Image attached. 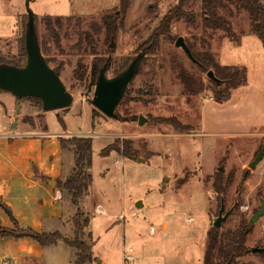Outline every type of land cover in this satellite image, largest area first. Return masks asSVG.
<instances>
[{
	"label": "rangeland",
	"instance_id": "rangeland-1",
	"mask_svg": "<svg viewBox=\"0 0 264 264\" xmlns=\"http://www.w3.org/2000/svg\"><path fill=\"white\" fill-rule=\"evenodd\" d=\"M181 1L132 0L112 40L103 17L117 12L120 0H78L73 12L72 0H2L5 34H11L9 11L16 17V29L0 37V58L19 56L28 14L37 15L45 56L52 67L61 70L74 95L68 110L47 111L49 126L65 128L62 116L70 131L83 134L68 139L93 137L92 179L79 207L67 196V222L61 233L75 238L72 226L79 210L90 218L81 239L94 243V261L86 264H99L100 260L128 264L124 253L130 248L134 249L132 264H204L209 233L223 198L226 211L234 210L223 222L222 232L235 230L243 219L249 221L261 209L264 159L256 169L250 168L264 149V58L256 54L261 41L249 38L255 45L248 61L252 63L253 91L242 94L240 89L233 90L232 98L220 104L215 100L218 85L208 77L209 69L177 47V39L183 36L189 47L209 51L223 65L240 66L247 60L228 32L204 28L202 0H183L184 10L196 13V19H174L162 34L163 19ZM223 1L225 7L219 14L230 22L239 40L252 34L248 11L237 0ZM44 16L53 17L55 30H49ZM56 17H61L62 26L56 24ZM155 35L159 44L147 51L117 109L118 118L107 117L92 103L96 89L90 81L93 61L96 56L110 58L107 74L113 77L147 50ZM24 101L45 113L41 100ZM141 115L146 118L144 125L139 123ZM170 118L183 128L174 126ZM36 121L45 123L43 115ZM258 130L263 136L257 135ZM107 146L113 151L104 155ZM223 166L224 172L220 170ZM220 179L225 194L214 187ZM139 200L144 204L141 208ZM246 245L250 254L234 264H264V251H252L253 247L264 248V215L255 223ZM55 251L48 252L47 264H75L76 248L64 244Z\"/></svg>",
	"mask_w": 264,
	"mask_h": 264
},
{
	"label": "crops",
	"instance_id": "crops-1",
	"mask_svg": "<svg viewBox=\"0 0 264 264\" xmlns=\"http://www.w3.org/2000/svg\"><path fill=\"white\" fill-rule=\"evenodd\" d=\"M75 2L78 0L71 2L72 12L77 4ZM9 13V18L12 20L10 27L12 34L16 29V17L13 11ZM3 17L2 0H0V37L11 35L5 34ZM246 35L245 39L241 38L238 44L247 60L241 66L248 68V85L239 88L242 94L250 93L254 89L251 78L252 63L248 61L254 53L250 49H255V45L249 38H259L253 33ZM261 45L262 48L257 50L256 54L264 58L262 41ZM257 48L259 45H256ZM236 91L237 89L234 90ZM8 93L0 91V201L12 210L21 227L39 233L64 234L67 222L66 198L59 184L65 182L71 175L76 158L72 149L62 145V139L83 134L73 133L67 125L59 130L51 129L47 121V111L43 109L45 113H41L42 111L31 101L21 100L11 93L9 94L13 97L9 96ZM41 115H43L44 124L36 121ZM28 116L31 119L27 118ZM261 131L258 130L257 135L263 136ZM14 220H11L10 215L0 204L2 224L12 228ZM72 229L74 231V225ZM64 244L66 243L59 242L42 246L30 237L18 239L12 236L0 237V264H47L48 252L51 253L53 250L56 252L55 250ZM99 264L104 263L100 260Z\"/></svg>",
	"mask_w": 264,
	"mask_h": 264
},
{
	"label": "trees",
	"instance_id": "trees-1",
	"mask_svg": "<svg viewBox=\"0 0 264 264\" xmlns=\"http://www.w3.org/2000/svg\"><path fill=\"white\" fill-rule=\"evenodd\" d=\"M237 1L240 3L241 8L248 11L253 23L252 33L260 38L264 46V0ZM131 5L132 0H120L117 12L112 15H106L103 17V22L106 27L108 37H111L112 40H114L116 37L119 19L128 14ZM222 7H225V3L223 0H202L201 13L203 17V26L205 29L211 28L215 30H225L226 32H228L231 39L240 44L241 39L239 40L236 33L232 31L230 22L227 21L224 16L219 14V10ZM177 18H185L194 21L196 19V13H189L185 11L184 2L182 0L178 7H176L165 16L162 21L161 27L159 28L160 32L162 34L167 33L166 29H169L172 25L173 20ZM42 19L46 23L50 31L54 29L53 23L55 25V22H53L52 16H44ZM26 21L28 27L29 14ZM38 21L39 17L35 15V25L38 33V38L40 41L42 52L45 56L47 49L45 45L42 44L39 36ZM56 24L58 26H62L61 17H56ZM27 27L24 31L25 35H23V38L19 40V56L10 59L0 58V65L6 64L16 67H24L26 65L28 57L26 46ZM158 38L159 37L157 35L151 38L148 46V52L153 51L158 46ZM89 40L90 42L92 41L91 36L89 37ZM190 48L195 58L194 61L199 62L205 69L214 70L216 76L221 80V84L217 83L218 86L215 90L216 102L223 104L229 101L232 98L233 90L248 85V68L246 66L223 65L219 61H217L209 51L197 52L195 45L190 46ZM45 57L50 63L49 58L47 56ZM107 61L110 62V58L107 59L106 57L101 56H96L95 60L93 61L90 74V81L93 85L97 83V78L100 74V71L107 63ZM127 66L124 65L121 71H123ZM53 68L61 75V70H59V68ZM0 90L5 91L1 88ZM29 98L33 97L21 98V100ZM40 102L42 103V100ZM68 108H65L64 110H68ZM59 116H61V113ZM60 120L63 121L64 126H66L62 116L60 117ZM168 121H170L174 126L179 127V129L183 128V126L175 118H170L168 119ZM62 145L66 148L72 149L75 152L76 160L73 172L65 182H60L59 188L61 189L65 198H67L68 196L72 204L76 207H79L80 200L85 194L88 184L92 179L91 166L93 162V137H74L72 139H62ZM112 151L113 148L111 146H107L105 149H103L102 154L109 155ZM129 154L130 153L126 152L125 156L130 157ZM230 183L231 181L228 180L226 185L229 186ZM214 187L219 194H225L226 187L222 186L221 179L219 182H215ZM0 204L3 207L7 206L3 202L1 203V201ZM74 221V239L63 236L60 232L39 233L32 229L23 228L20 226L16 219L13 221L12 228L5 227L0 221V237L12 236L17 239L22 237H30L39 242L42 246H50L58 244L59 242H64L76 248L77 259L75 261V264H86L87 262H92L94 261V243L88 244L86 241L81 239L85 228L90 222V218L79 210L75 215ZM254 227L255 223L251 222L250 220L247 221L246 219H243L241 221V224L232 231L222 232V228H212L209 233V241L205 252L204 264H234L238 258L250 254V249L246 245V241L247 237L254 230Z\"/></svg>",
	"mask_w": 264,
	"mask_h": 264
},
{
	"label": "water",
	"instance_id": "water-1",
	"mask_svg": "<svg viewBox=\"0 0 264 264\" xmlns=\"http://www.w3.org/2000/svg\"><path fill=\"white\" fill-rule=\"evenodd\" d=\"M26 36L28 53L26 65L24 67L6 64L0 65V88L10 92L19 99L27 97L41 99L45 111H56L70 107L74 102V95L67 88L61 75L50 65L44 56L35 25V14L31 11L29 12ZM112 45H115V43L113 42ZM176 46L184 49L192 60L195 59L191 48L183 36L177 39ZM147 51L148 49L142 51L123 71L113 77H109L107 74L109 61L101 69L97 78L92 103L107 117L118 118L117 109L122 102L128 86L140 71ZM207 75L216 83L221 84V80L216 76L214 70H209ZM145 122L146 118L141 115L139 120L140 125H144ZM263 159L264 149L250 163V168L256 169ZM220 170L224 172L225 167H221ZM137 206L139 208L143 207V201L139 200ZM4 209L10 215L11 220H14L15 216L12 210L7 206ZM233 210L234 207L226 211V204L223 198L219 215L213 220L214 228H222L223 222L228 219ZM263 215L264 200L260 211L255 213L250 220L253 223H257ZM252 251L263 252L264 248L253 247Z\"/></svg>",
	"mask_w": 264,
	"mask_h": 264
},
{
	"label": "built area",
	"instance_id": "built-area-1",
	"mask_svg": "<svg viewBox=\"0 0 264 264\" xmlns=\"http://www.w3.org/2000/svg\"><path fill=\"white\" fill-rule=\"evenodd\" d=\"M98 211L101 210V207H97ZM134 249L130 248L129 250L125 251L124 253V260L128 264H132L134 262V255H133Z\"/></svg>",
	"mask_w": 264,
	"mask_h": 264
}]
</instances>
